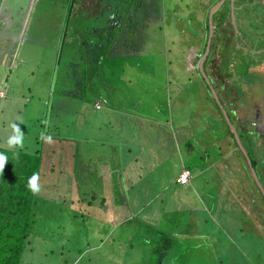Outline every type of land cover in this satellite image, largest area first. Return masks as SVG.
Listing matches in <instances>:
<instances>
[{
	"label": "rangeland",
	"instance_id": "374dc122",
	"mask_svg": "<svg viewBox=\"0 0 264 264\" xmlns=\"http://www.w3.org/2000/svg\"><path fill=\"white\" fill-rule=\"evenodd\" d=\"M22 1L28 0H15L12 4ZM81 1L86 4L88 11L83 5L77 7L73 13L76 15L72 19L73 30L67 34H75L78 43L85 47L80 64L87 80L81 83L82 93L84 89L91 88L92 96L87 100L107 96L112 98L111 102L123 103V106L113 107L116 110L117 107L123 108L122 111L112 112L111 119L105 113L100 117L95 116L97 123L94 120L88 121L87 126L82 123L78 130L76 127L79 124L73 121L71 113L50 116L47 120L44 112L48 113L49 105L43 103L45 83L74 60L64 51H61L62 54L53 53L52 48L47 50L46 47L53 45L55 48L57 45L63 35L64 16L68 12L67 1L56 0L55 4L59 8L56 19L47 20L49 25L44 27L32 25L25 29L26 33H29V29L32 34L33 29L36 31V36L31 38L38 48L35 60L38 68L25 67L23 63L12 67L9 78L11 87H7L12 99H3L4 93L0 96V145L5 142L8 146V138L14 135L11 128L13 123L18 124L24 133L22 148L6 147L11 150L9 154L14 156H17L18 151L34 155L42 145L43 148L49 147L50 143L38 136L42 132L51 137L77 135L83 140L87 139L88 145L85 147L94 152L92 160L100 170L107 169L104 163L116 164L120 171L121 167L131 170L130 177L135 182L128 181L129 185L126 180L122 182L120 172L116 170L114 178L110 179L113 184L108 183L105 188H100L103 177L96 172L89 175L87 183L102 189V197L106 196L107 203L109 200L111 202L104 205H107V210L95 209V212L88 214V224L93 223L95 227L91 229L92 232H87L84 225H78L80 215L72 217L82 205L80 202H71V197L75 199L77 195V190H73L74 193L71 190L74 181L71 188L67 186L72 167L64 172L57 168L48 172L43 167L46 177L42 175L39 178L40 190L35 197L38 214L20 264H159L160 260L156 256L161 254V250L158 247L162 243L161 246L166 248V245H170V239L175 240L174 252L168 248L171 264H177L178 259L181 264H264V195L257 185L262 183L264 186V147L261 144L252 146L255 138L254 141L251 139V144L244 141V149L249 155L247 157L243 147L240 145L238 148L229 138L227 129L230 126L216 106L212 93L209 97L211 89L203 79L200 67L202 57L208 51L207 46L201 55L205 40L210 38V30L208 37L205 26V19L210 20L209 17L207 19L206 9L209 7L211 14L219 1L210 7L211 0H121L125 9L124 19L129 24L123 34L133 33L131 25L139 23L137 34L143 42L141 56L136 58L140 60L139 63L142 62V67L130 66L125 57L114 54L116 48L113 46V54L107 53L108 44L104 42L109 40L114 30L109 26L103 27L100 20L96 19L97 11L90 6L93 0H77L76 4ZM51 2L55 0H35L34 10L48 8ZM149 7L155 10H149ZM89 12L87 20L83 16ZM31 15L34 17V11ZM214 17L217 18L216 15ZM83 21L84 26L75 27ZM53 22L55 27L50 30L49 26ZM81 29L82 34L79 33ZM237 46V43H227L220 50L232 55V49L237 50ZM126 51L123 49V52ZM58 55H61L60 62H55ZM90 56L96 61L92 62ZM232 59L228 55L225 64H230ZM235 62L237 64L231 63L241 69L237 58ZM208 71L212 75L213 71ZM55 90L59 99L68 91L71 97L65 100L80 98L78 95L81 90L76 85L68 90L66 84L60 81L58 88L55 83L53 93ZM219 93L223 98L222 92ZM70 108L71 105H66L64 110ZM11 111L12 115L8 113ZM131 112L140 113L145 123L141 125ZM115 113L117 116L113 115ZM229 114L237 126L231 109ZM126 115L129 117L126 118ZM7 117L10 123L3 126L2 122L7 121ZM157 119L163 123L153 125L152 122ZM104 120L106 128L103 125L99 129L97 125ZM44 121L48 122L47 125ZM28 130L31 131V137L25 136ZM123 131L131 136L126 145L121 137ZM133 131L139 136L140 142L132 135ZM104 136L106 140L101 138ZM242 138L245 140L243 134ZM221 139H224L221 149H225V154L224 151L218 152ZM113 140L120 147L117 153L112 145L114 142H108ZM158 141L161 142V149L168 144L175 148L176 153L170 156L175 163L166 166L159 145L154 144L152 150L146 152L145 161L149 162L150 168L148 163L145 168H149V171H139L134 158H140L141 155L132 148L146 149ZM101 147L105 148L103 150L106 152H103L105 158L108 155L107 160L99 159L102 154H98L97 148ZM123 149L131 153H123ZM232 149L237 156L231 153ZM59 155L62 157V147ZM218 161L226 164L222 163L225 169L220 171ZM157 162L161 164L159 168ZM183 167H190L192 173L201 176L195 190L193 185L181 186L170 181ZM76 176L80 177V174L76 173ZM64 181L66 185L62 184ZM80 184L86 187L84 179ZM68 189L70 195L67 194ZM202 190L208 193L202 196ZM131 196L135 200L130 201ZM138 198L142 200L137 202ZM69 206L73 210L68 209ZM117 218L118 222H114ZM103 221L108 224H103Z\"/></svg>",
	"mask_w": 264,
	"mask_h": 264
},
{
	"label": "crops",
	"instance_id": "0c3cea01",
	"mask_svg": "<svg viewBox=\"0 0 264 264\" xmlns=\"http://www.w3.org/2000/svg\"><path fill=\"white\" fill-rule=\"evenodd\" d=\"M14 1L15 0L12 1L0 0V29L2 35L0 36V77L3 76L2 78H0V87H1L0 96L1 94L4 93L5 95H2L3 99H7V98L12 99V96L8 94L9 89H7L8 86L11 87V80L9 78L12 75V67L15 68L23 63L25 67L34 66L38 68V64L35 62L38 56V52H37L38 48L36 47V45H34L31 38L33 37V35L36 36V31L35 29H33V34H32L31 29H29L30 30L29 33H26L25 31L26 27L29 28L32 25H36L38 27H44L45 25H49L47 20L56 19L58 17V10H59V8L55 4L56 0L55 2H51L48 8L44 7L42 9L41 7H39L35 10H34L35 0H28L27 2L22 1L17 3L16 5L12 4V2ZM66 1H67L66 3L69 4L71 3V1L72 3H74L73 8L75 11L77 10L78 6H82V5L88 11L86 4H82V1L79 2V4H76L77 0H66ZM213 1L216 0H211L210 7L215 5L218 1H219L218 4H220V6L217 9H215L213 14H209L210 11L209 7L206 9L207 19L209 17L211 21L210 20L207 21L205 19V26L209 24V26L214 27V29L217 27L218 34L216 40H214L213 37L214 33L212 34L211 36V43L213 40L212 45H209V41H207V46L209 48L206 53V58H204L203 61L204 65L211 54H212V58H211V63L207 64V67H205L204 73L211 79L212 85L216 88V91L219 94V97L222 100L224 107L228 111L229 117H230L229 109L233 111V116L237 121L238 125L236 126L232 119L231 121L232 124L237 129L242 145L246 146L244 141H247L249 144H251V139L254 141L255 138V142L251 145L255 146L254 144H261L263 147L264 146V136H263L264 135V0H217L215 4H213ZM92 2L93 3H90V6H92V8L99 7L100 4L98 3V0H93ZM226 2L230 6L229 8H227L228 14H226V6H225ZM92 8L90 10H92ZM218 9L221 10L218 13H216ZM33 11L35 18L31 15V12ZM215 14L217 17L216 19L214 17ZM232 15H234V17ZM71 16L72 18L76 17V15H71ZM89 16H90V12L87 15H84L83 17L88 20ZM84 22L85 21L76 24L75 27H80V25L84 26ZM53 27H55L54 22L52 23L51 26H49V29L52 30ZM227 27H229L230 29V31L228 30V33L224 31V29H226ZM79 33H81V30L79 31ZM63 35L57 41V45L55 46V48L52 47L53 45H48L46 46L47 50L53 49L54 50V51L52 50L53 53L59 52V54H62V52L64 51L67 54V56L71 55V57L74 60L73 62H71V65L67 66L65 69L62 68V72L60 74H57V76L59 75L57 79L56 78L54 79V76L53 77L51 76L46 81L45 83L46 94L43 98L45 99L43 103L45 102L48 104L49 98L51 96V92H53L54 90L55 83L57 85V88H58V83L62 81L64 84H66L68 90H70V88L74 87L75 85L78 86V90H79V87H82L83 82L87 80L86 72L84 71V69H81V64H80L82 59V49H85V47L81 46V43H78L79 40L75 38L76 37L75 34H73V36L71 37L69 36V39H66L67 37L65 36L66 37L65 40ZM36 41H39V39H36ZM63 41H67V42H65V45L62 48ZM227 43H237L238 45L237 50L234 48L232 49L231 51L232 55L228 54L233 58L230 61V64L228 65L225 64V61L228 57L227 53H225L224 50L223 51L220 50L221 47L225 48V44ZM71 45H73V48H71ZM22 46H24L25 48H23ZM60 47L63 49L62 52ZM203 52L204 51L201 52V55L203 54ZM228 53H230V51H228ZM60 57L61 55H58L54 61L60 62ZM84 57H86V55H84ZM236 58L237 60H239L240 63L239 66L241 67V69H239L237 65H233L231 63L233 62L237 64L235 62ZM75 62H76V66H75ZM58 65L59 63L57 64V66ZM110 70L112 71V69ZM208 70L213 71L212 75H210ZM214 80L216 81L215 83ZM216 84L218 86H216ZM2 86H5V88H2ZM10 90L12 91V89ZM219 91H221L222 94L224 95L223 98L222 96H220ZM210 93H212V91L209 92V97H210ZM63 96H65L64 100L71 97L69 91L64 93ZM211 96H213L212 98L215 99L213 93L211 94ZM105 99L107 101V104H105V106H103L101 109H96L95 101H98L99 99L98 100L96 99L93 102H91L84 98L82 99L80 98L76 99L75 97L72 98V100L75 101V103L78 104L81 108L80 109L81 111L79 112L80 117L74 121L79 124L78 127H76L77 130L80 129V127H82L81 126L82 123H85L84 126H87L88 121L91 120H94L97 123V121L94 119L95 116L100 117L101 114L105 113L111 119L112 112L122 111L123 108L120 109L117 107L118 110H116L113 107L123 106V103H119V101L111 102L112 98L107 96ZM53 106H56V102L53 103ZM0 111H2L1 107H0ZM43 112H44V107L42 108V113ZM8 113L12 115V111ZM48 114L50 115L52 114V111H50V109L48 110ZM131 114L138 119V122L141 125L145 123V120L143 121V118L141 117L140 113L131 112ZM53 115H55L54 112ZM113 115L117 116L116 113ZM127 116L128 115H126V118ZM9 123H10V119L7 117V121H3L2 125L5 126ZM162 123L163 122L161 119H157L156 122H152L153 125L155 124L161 125ZM103 125L106 128L107 125L105 120L102 121V123L97 126L99 129H102ZM255 126L260 131V132H256L257 134L255 133L254 130H252V127ZM133 127H134V122H133ZM134 130L136 129L134 128ZM28 131L26 132L25 136L31 137L32 136L31 131H29V135H28ZM110 132H112L111 129ZM134 133L135 131H133L132 135H134V137L140 142L139 136ZM242 134L244 135L245 140L242 138ZM38 136L41 137V134H39ZM66 137L65 139L67 140H64V142L61 143V144H65L64 147L66 149H62V157H61L65 160V165H63V167H57V169H59L60 172H63L65 169H68L66 168V165L70 162V166L72 167V175L73 177L75 176L76 179L80 178V179H84L85 182H88L90 179L89 175H93L94 172H96L100 177H103V179L99 183L100 188L103 185H106L107 182L113 183L110 181V179H113L114 172L116 170H119L116 164L111 165L104 163L107 165V169L100 170L97 164L95 163V161L92 160V154L94 152H90L85 147V145H88L87 139L83 140L80 136L77 135L66 136ZM121 137L126 142L125 145L131 139L130 134L124 131L121 132ZM101 138L106 140V136ZM229 138H231L234 142V139L230 134H229ZM224 139L219 140L220 146L218 148V152L220 151V153H222L224 151L225 154V149L224 150L221 149L222 142H224ZM235 139L237 141L236 136ZM108 142H114V144L112 143V145L114 146V151L117 153L118 148H120L119 144L114 140ZM4 143H2V146L8 147ZM132 143L134 142L132 141ZM154 144L159 145L161 154L164 156L163 160L166 166L167 165L170 166L171 164L173 165L175 163V160H171L170 158L171 155H174L176 153L175 148L172 147L171 144L165 145L163 149H161L160 141L152 143V145L147 147L146 149L145 148L133 149L131 147L132 150H134L135 152L141 155L140 158H134L136 167L139 171L141 170L149 171L150 164L149 162L145 161L147 157L146 152L151 151L152 148L154 147ZM51 145L52 144L50 143L49 147ZM238 146H239L238 148H240L239 143ZM49 147L47 146V149ZM103 149L105 148L104 147L97 148L99 152L98 154H102L101 156H99V159L107 160L108 155H106L105 158L104 152L106 151H104ZM122 152L127 154L131 153V151H127L125 149H123ZM231 153H233L234 155L236 154L234 149L231 150ZM114 156H116V154H114ZM150 158L151 157H148V159ZM222 163L224 162L222 161ZM222 163L218 161V167L220 171L225 169ZM145 164H147L149 168L147 167L145 168ZM156 164H157V168L161 166L160 162H157ZM224 165L226 164L224 163ZM157 168L154 169L151 168V169L155 170ZM184 169L191 171L190 167H183L179 172V174L171 178L170 181L173 182L174 184L178 183L181 186L193 185L195 190L198 186V179L201 176L198 175L197 173H192L191 171L190 182L185 185L181 184L178 181V178ZM242 170H244V165L242 167ZM130 172L131 170L129 169L124 170L121 167L122 176L126 178L124 179L127 181L128 185L130 184V182L128 181H131L132 183L135 182L132 181V178L130 177ZM76 173L80 174V177H77ZM142 176L143 173H141V177ZM207 193H208L207 190H202V196H204ZM132 200H135L133 196L130 197V201ZM141 200L142 199L138 198L136 201L140 202ZM164 253H165L164 251H161V254Z\"/></svg>",
	"mask_w": 264,
	"mask_h": 264
},
{
	"label": "trees",
	"instance_id": "16d2710c",
	"mask_svg": "<svg viewBox=\"0 0 264 264\" xmlns=\"http://www.w3.org/2000/svg\"><path fill=\"white\" fill-rule=\"evenodd\" d=\"M216 1H213V4H215ZM98 3L100 4L99 7L95 8V10L97 11L96 19L100 20L101 25H103V27L109 26L111 29L114 30V32L112 31L113 35L109 37V40H105L104 42V44H108L107 53L108 51L110 52V54L112 53L111 50L114 49L112 48L113 46L116 48L114 49L116 50L114 54H120L121 57H125L127 59L126 63H129L130 66L137 65L138 67L139 66L142 67V62L139 63L140 60L137 59L138 55L141 56L140 55L141 46H142L141 43L143 42L139 38V35L137 34L139 31V29L137 28L139 27V23H136V24L133 23L131 25L133 26L132 28L134 29L133 33L132 31H130V33L126 32V34L124 35L123 31L124 29H127L129 24L124 19L125 9H123L121 5V3L123 2H121V0H117V1L116 0H99ZM66 4H69V3H66ZM73 4L74 3H72L71 1L69 6L68 7L66 6V8H68L67 10L68 12L65 13V16H64V20H65V23L63 26L64 40L66 37H67L66 39H69V36L70 37L72 36V35H68L67 33L73 30L72 28L73 18L71 16L73 15L75 11L73 8ZM225 6H226V14H228L227 8H229L230 6L227 4V2L225 3ZM149 10H155V9L153 7L152 8L149 7ZM220 10L221 9H218L216 13H218ZM148 18L151 19V16H149ZM82 26L83 25H80V27ZM206 27H207V35L209 37V30L211 28L209 24ZM103 30H105V28H103ZM228 30L230 31L229 27L224 29L226 33H228ZM217 32L218 31L216 27L214 29V35H213L214 40L217 39V34H218ZM81 33H82V29H81ZM207 41L208 40L205 41V47L203 48V51H205L207 47ZM65 42L67 41L62 42V48L65 45ZM212 44H213V40H212L211 45ZM62 48H61V51L63 50ZM71 48H73V45H71ZM123 49L127 51L123 52ZM102 54H103V51H102ZM101 57L102 56H98L97 58H101ZM91 58H92V62L96 61L95 58L93 57ZM211 58H212V55L208 57L204 65V70H205L206 65L211 63ZM55 78H58L57 74L54 75V79ZM203 78L205 80L204 76ZM82 89H83L82 87H79V90H81V93H82ZM91 90H92L91 88H88V89L86 88L84 89V93L82 94L80 93L78 96H80V98L88 99L89 97L92 96ZM56 91L57 90H55L54 93L51 92V96L48 102V105H50L49 109L52 111L51 115H53V112L55 113V115H60L62 113H66V114L71 113L73 116L72 118L73 121L77 120L80 117L79 115V112L81 111L80 106L76 104L75 101H73L72 99L70 101L69 100L65 101L64 100L65 96H62V98L60 99L57 98ZM105 98L106 96L105 97H95L94 99H92L91 102H93L96 99H99L103 107L105 106V104H107V101ZM54 102H56V106H53ZM66 105H71V108L65 111L64 108L66 107ZM216 105L220 109L217 103ZM101 108L96 107V109H101ZM44 113L48 114L47 111H45ZM51 115L50 114L47 115L48 120ZM223 116L225 118L224 113H223ZM229 126H230L228 129L229 134L233 137L234 143L237 146L238 143L235 139L234 132L230 124ZM52 137H53L52 139L54 140L51 143L52 145L48 149L46 147L45 149L42 146L39 150L36 151L34 155L28 152H25V151H18L17 156L10 155L9 153L11 150L9 148H6L5 146L0 145V153H3L8 158L7 163L3 170V174L0 175V264H20L23 252L27 246L29 236L33 229V224L37 218L38 213L35 207V197L38 192L33 193L30 190V188L28 187L29 179L33 176V174H37L39 178L42 175L46 177V173L43 172V167L44 169H46V171H48L50 169H53V168L56 169L57 167H63V165H65V160L59 157V151L61 150V147L62 149H66L64 147L65 144H61V143L67 139H65V137H60L57 135H53ZM69 167H70V162L66 165V168H69ZM120 174H121L120 180L123 182L125 180L124 179L125 177L122 176L121 171H120ZM68 178H69V184L67 186L69 188H71L73 181L75 183V185L71 189L72 193H74L73 190H77L76 198L72 199L73 197L72 196L71 202H73L74 204L75 202L77 203L80 202L82 204L80 205L79 208L75 210V214L72 215V217L77 218V216L80 215V221L78 222V225H84L85 229H87V232L88 231L92 232L91 229H93L95 225L93 223L92 225L88 224V218L90 217L88 216V214L95 212V209L100 210V208H103V211L107 210L108 209L107 205L108 203L111 202V200H109L107 203L108 198L106 196L102 197L104 195L103 190L100 188H97L95 185L92 186V185H89L87 182H85L86 187H83V185L80 184L83 182V179H80V178L76 179L75 176L73 178V175L68 176ZM39 180H38V185H39ZM62 184L66 185V181H64ZM110 184H113V183H110ZM106 185L108 186V182L106 183ZM106 185H103L102 187L105 188ZM66 191H67V194L70 195V189ZM105 204H107L106 207H104ZM68 209L73 210V208H71L70 206L68 207ZM114 222H118V218L114 220ZM103 224H108V223L103 221ZM111 225H115V224H111ZM160 241L162 242V240ZM182 241H185V240H182ZM161 244L158 248L161 251H164L165 253L161 255L158 254L156 256L157 259L160 260L159 264H171L172 260L169 259V257L170 258L172 257H171L170 250L168 248H170L171 251L174 252L173 249L175 248V240L170 239L168 242V244L170 245H166L167 246L166 248L164 246H161ZM176 262L177 264H181L179 259L176 260Z\"/></svg>",
	"mask_w": 264,
	"mask_h": 264
},
{
	"label": "clouds",
	"instance_id": "9594fccd",
	"mask_svg": "<svg viewBox=\"0 0 264 264\" xmlns=\"http://www.w3.org/2000/svg\"><path fill=\"white\" fill-rule=\"evenodd\" d=\"M98 101L100 102V100H98ZM44 123L47 125L48 122L44 121ZM11 128H12V132L14 133V135H11L8 138V140H7L8 146L10 148L13 147V146H19V147L22 148L23 147V143H24V133H22L20 131L19 126L16 123L11 124ZM41 139L42 140H46L49 143L52 142V137L50 135H45V133H43V132L41 133ZM7 159L8 158L3 153H0V175L3 174V170H4V167H5L6 163H7ZM183 171H189V173H190V178H189V180L187 182H181L179 180V178H178V181L181 184L185 185V184H188L190 182V180H191V171L190 170H186V169H184ZM183 171H182V173H183ZM38 180H39V176L37 174H33V176L28 181V187L30 188V190L33 193H36V192H38L40 190L39 185H38ZM257 184L259 185V187L261 188V190L264 193V186L262 185V183H257Z\"/></svg>",
	"mask_w": 264,
	"mask_h": 264
},
{
	"label": "water",
	"instance_id": "95a60500",
	"mask_svg": "<svg viewBox=\"0 0 264 264\" xmlns=\"http://www.w3.org/2000/svg\"><path fill=\"white\" fill-rule=\"evenodd\" d=\"M220 6V4H218V5H216L213 9H212V12H211V14H213L214 13V11H215V9H217L218 7ZM233 17H234V15H232ZM211 21V20H210ZM211 29H210V38H209V45H211V36H212V34L214 33V27H210ZM209 48V47H208ZM204 58H206V55H204L203 56V58H202V61H201V63H200V67H201V72L203 73V75H204V77L206 78L205 80L207 81V83L209 84V86H210V89H211V91H212V93H213V95H214V97H215V99H216V101H217V103H218V105L220 106V108H221V110H222V112L224 113V115H225V117H226V120L229 122V124H231V126H232V128H233V130L235 131V133H236V138H237V142L243 147V149H244V146L242 145V142H241V139H240V137H239V134H238V132H237V129H236V127L232 124V121H231V118L229 117V115H228V111L226 110V108L224 107V104L222 103V100L220 99V97H219V95H218V93H217V91H216V88L212 85V82H211V79L204 73ZM252 130H254L255 132H260L258 129H257V127L255 126V127H252ZM264 136V135H263ZM245 150V149H244ZM245 153H246V155H247V157L249 156L248 155V153L246 152V150H245ZM249 159H250V157H249ZM250 164L252 165V161L250 160ZM263 164H264V162H263ZM254 171V174H255V177L258 179V177H257V174H256V171L255 170H253Z\"/></svg>",
	"mask_w": 264,
	"mask_h": 264
},
{
	"label": "built area",
	"instance_id": "2783aa9c",
	"mask_svg": "<svg viewBox=\"0 0 264 264\" xmlns=\"http://www.w3.org/2000/svg\"><path fill=\"white\" fill-rule=\"evenodd\" d=\"M95 107H97V108H101L102 107V105H101V103L99 102V101H96L95 102ZM189 178H190V173H189V171H183V173L180 175V177H179V180L181 181V182H187L188 180H189Z\"/></svg>",
	"mask_w": 264,
	"mask_h": 264
},
{
	"label": "flooded vegetation",
	"instance_id": "af4514ba",
	"mask_svg": "<svg viewBox=\"0 0 264 264\" xmlns=\"http://www.w3.org/2000/svg\"><path fill=\"white\" fill-rule=\"evenodd\" d=\"M256 133V132H255ZM257 134V133H256ZM264 147V146H263Z\"/></svg>",
	"mask_w": 264,
	"mask_h": 264
}]
</instances>
